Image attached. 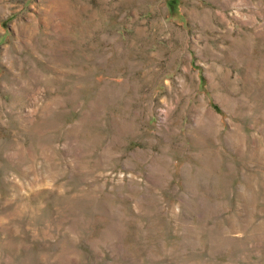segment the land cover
I'll list each match as a JSON object with an SVG mask.
<instances>
[{
  "label": "rangeland",
  "instance_id": "374dc122",
  "mask_svg": "<svg viewBox=\"0 0 264 264\" xmlns=\"http://www.w3.org/2000/svg\"><path fill=\"white\" fill-rule=\"evenodd\" d=\"M0 264H264V0H0Z\"/></svg>",
  "mask_w": 264,
  "mask_h": 264
}]
</instances>
